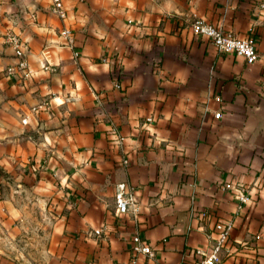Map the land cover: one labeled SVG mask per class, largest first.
I'll return each instance as SVG.
<instances>
[{
  "label": "crops",
  "instance_id": "0c3cea01",
  "mask_svg": "<svg viewBox=\"0 0 264 264\" xmlns=\"http://www.w3.org/2000/svg\"><path fill=\"white\" fill-rule=\"evenodd\" d=\"M49 5L0 0V264H197L218 220L217 264H264V0ZM194 19L251 37L256 61ZM129 187L136 215L118 216Z\"/></svg>",
  "mask_w": 264,
  "mask_h": 264
},
{
  "label": "built area",
  "instance_id": "2783aa9c",
  "mask_svg": "<svg viewBox=\"0 0 264 264\" xmlns=\"http://www.w3.org/2000/svg\"><path fill=\"white\" fill-rule=\"evenodd\" d=\"M262 6V5H261ZM48 12L58 19H63L65 16L62 0H50ZM189 31L194 37H200L207 40L219 53L233 54L241 57L245 64L250 65L256 61L257 54L254 48V41L251 37H235L230 31L224 30L221 26L212 25L202 19H194L190 26ZM61 37L65 39L68 47L72 44V34L68 29H62L60 32ZM3 43L11 47L15 56L19 59L18 68L21 70L25 68L23 60V51L20 48L17 37L11 33H6L3 36ZM216 119L220 117L219 113L214 115ZM147 119L146 122H149ZM117 190L114 195V207L118 216L129 213L135 217L137 207L135 200L130 191ZM238 200L240 202L246 201V195L239 193ZM231 227L229 220H218L213 226V237L209 241V246L204 250H197L200 259L197 264H217L220 261V252L224 247V243L228 236V231ZM99 230H94V234H99ZM132 249L135 253L151 257L153 255L151 247L144 243L137 234L131 237ZM120 264V263H112Z\"/></svg>",
  "mask_w": 264,
  "mask_h": 264
}]
</instances>
